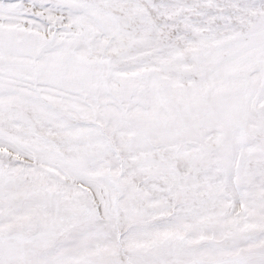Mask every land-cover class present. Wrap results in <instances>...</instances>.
I'll return each instance as SVG.
<instances>
[{
    "label": "snow or ice",
    "instance_id": "obj_1",
    "mask_svg": "<svg viewBox=\"0 0 264 264\" xmlns=\"http://www.w3.org/2000/svg\"><path fill=\"white\" fill-rule=\"evenodd\" d=\"M0 264H264V0H0Z\"/></svg>",
    "mask_w": 264,
    "mask_h": 264
}]
</instances>
